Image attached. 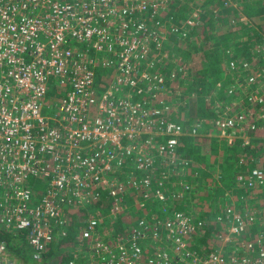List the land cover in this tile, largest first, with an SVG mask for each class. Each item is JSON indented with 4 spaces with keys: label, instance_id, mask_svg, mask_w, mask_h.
<instances>
[{
    "label": "built area",
    "instance_id": "1",
    "mask_svg": "<svg viewBox=\"0 0 264 264\" xmlns=\"http://www.w3.org/2000/svg\"><path fill=\"white\" fill-rule=\"evenodd\" d=\"M194 4L0 0V229L14 237L24 232L33 262L54 246L69 252L68 264H264L263 208L254 201L237 208L218 198L208 207L219 211L204 221L175 207L199 189L201 177L177 152L184 132H200L201 119L187 115L184 125L171 120L181 105L172 102L173 94L188 110L198 101L186 89L180 96L175 84L186 80L176 50L198 25ZM177 5L188 8L182 23L168 17ZM256 49L264 54V42ZM101 55L114 68L96 78L89 67ZM242 81L255 82L244 70L233 84ZM235 89L215 90V103L214 92L205 94L204 103L213 107L203 119L214 122L220 139L246 145L264 113H251L248 95L229 98ZM263 178L251 170L249 187L259 188ZM214 179L222 188L221 177ZM34 184L46 192L33 193ZM92 186L106 191L108 211L90 209L99 201ZM62 201L82 214L76 229L72 212L60 210ZM121 213L122 229H110ZM209 222L225 233L206 234ZM203 243L209 253L201 258L194 247ZM21 259L0 242V264H26Z\"/></svg>",
    "mask_w": 264,
    "mask_h": 264
},
{
    "label": "trees",
    "instance_id": "2",
    "mask_svg": "<svg viewBox=\"0 0 264 264\" xmlns=\"http://www.w3.org/2000/svg\"><path fill=\"white\" fill-rule=\"evenodd\" d=\"M225 1L195 0L194 6L201 12V15L198 25L194 29L192 43L189 44V40H181L180 46L184 45V47L181 48L179 46L176 50V55L181 58L180 64L183 65L182 68L186 72L184 76V79H186L185 89L196 93L198 101L201 102L203 113H199V117L201 119L200 123H205L201 128V132L205 135L212 133L213 128L208 121L203 120L206 117L205 109L208 105L211 107L213 105L204 103L203 96L205 94L209 95L210 92H214L219 88L222 92H226V90L228 91L231 87L236 86L229 98L238 101L241 97L248 95L252 99L251 113L254 111L260 114L264 113V54L256 49L257 46L264 42V0H229L227 5L224 4ZM186 7L179 5L173 7L174 12L168 13V17L173 22L175 20V22L182 23L187 13L188 8ZM96 62L94 66L89 67L95 69L94 75L96 78H101L99 75H104L105 73L109 74V69L114 68L113 65H106L110 62L107 55H101L98 60L96 59ZM177 63H172L171 68L177 70ZM229 63L236 64L234 71H230L227 68ZM242 70L246 74L253 76L255 81L253 84L248 85L243 81L240 84H233V79ZM218 84L220 85L219 88L216 87ZM260 85L263 88L257 89ZM259 97L262 100L261 104H258ZM179 98L176 93L171 97L172 102L177 107L179 102L181 103L178 112L171 116V120L174 122H183L186 119L185 116L187 117L184 108H187L185 106H188V104L179 101ZM56 99L54 98L53 100ZM253 120L255 119L253 118ZM254 122L257 128L252 135L251 142L247 145L243 144L241 140L228 143L224 139L205 136L200 132L202 135L196 138L183 136L180 139L177 148L178 155L188 162L192 161L198 165H204L209 170L205 174L207 180L210 179L212 181L215 175H218L221 177V182L225 189L234 193H243L242 186L236 182V175L244 173L245 176H248L251 168L264 172V120H255ZM259 126L262 129H259ZM193 167L196 169L198 166L195 167L192 164L189 170L193 169ZM200 176L203 177L204 175L201 174ZM237 187H240V189H236ZM32 189L33 193L40 194L45 191L46 187L45 185L34 184ZM90 191L92 194L99 195L98 202L89 204L90 209L100 210L101 213L102 211H108L112 203L105 199L107 196L106 191L94 186L90 188ZM247 193H253V195L249 194L247 196H250V199L263 208L262 215H264V185L247 190ZM216 199L218 197L212 196L210 200L212 204ZM119 205L123 208V211L128 209L123 205V202H120ZM59 208L65 214L72 212L71 215H68L74 223L72 224V229H76L77 225L74 220L83 217L82 214L78 215L75 209L65 206L64 201L59 203ZM182 210L186 211L184 208ZM90 211L93 212V210ZM212 211L216 212L219 210L212 209ZM205 217L209 216L204 214L203 218ZM124 219L123 213H121L117 223L112 224L110 229L120 231ZM207 226L206 234L215 233L213 231L214 222L211 224L210 222L207 223ZM68 238L66 237L65 240ZM0 242L5 243L18 257L22 256L21 260L23 262L37 263L30 258L24 232L14 237L0 229ZM71 244L74 246L78 245L76 242ZM58 256L59 253L47 252L39 264H60L64 260L66 262L70 260V257H68L69 252H65L61 260Z\"/></svg>",
    "mask_w": 264,
    "mask_h": 264
},
{
    "label": "rangeland",
    "instance_id": "3",
    "mask_svg": "<svg viewBox=\"0 0 264 264\" xmlns=\"http://www.w3.org/2000/svg\"><path fill=\"white\" fill-rule=\"evenodd\" d=\"M253 30H255V29L253 28ZM189 42H190L189 44L192 43V38H191V41H189ZM180 47L183 48L184 45H181ZM113 77H114V73H112V74H110L108 76L109 80H112ZM184 82L186 83V80L185 81H177L175 83L176 84V88H178L180 90V92H179V95L180 96H183V95L186 94V92H185V86L183 84ZM216 93L217 92H214L215 96L212 97V102H214V103H215V100H216V97H217V94ZM219 93L220 92H218V95H219ZM220 95H222V92L220 93ZM205 96L206 95L203 96V100H205L204 99ZM210 97L211 96H208L207 99H210ZM217 102H219V101L217 100L216 103ZM191 109L192 110H188V108L185 109L186 114L189 117H191V118H193L194 116H198L199 117V115L201 113H203L202 105H201V102H199V101H197L195 104H192ZM189 117L187 118L185 116V118H187V119H189ZM207 119L210 120L211 122H213V120L215 121V117H208L207 116ZM203 120L206 121L205 119H203ZM177 124L184 125L185 122H177ZM191 124H194V123H191ZM210 124L212 125V123H210ZM204 125H205V123H202L200 126H204ZM190 126H192V125H190ZM213 126H214V122H213L212 127ZM193 128H195V126H193ZM260 129H262V128H260ZM201 130L202 129H200V132H201ZM200 132H197L195 135H192V133H191V131L189 129V132L188 133L187 132H184V136L196 138L198 136H201L202 134L205 135L204 133L201 132L202 133L201 134ZM211 132L212 133L206 134L205 136H210V137H215V138H219L220 139L221 132L219 131V129H216L215 126H214V128H212V131ZM251 140L252 139L250 137H248L247 140H246V145L249 144V142H251ZM232 142H234V141H232ZM243 144H245V143H243ZM190 162L193 164V166H195V167L198 166L196 169H198L199 175H201L203 173L205 174V170L206 171L208 170L202 164H199L198 165L196 163H193L192 161H190ZM242 162H243V160H242ZM251 170H253V168H251ZM259 171L263 172L262 170H259ZM189 173H190L189 170H185L184 171V174L185 175H187ZM263 174H264V172H263ZM205 176L204 177H199L200 183L197 184V186H198L199 189H197L195 193L190 194V196H188V199H187V201L185 203H178L177 205H175V207H179L178 208L179 210H181L182 208H184L186 210L185 211L186 213H192L194 216L197 215V216L201 217V219L204 221L205 218L208 219V220H211L210 219V215H211L212 211L209 212V207L208 206L211 205V201L210 200H211L212 196H215V197H218V198H225L226 201L223 202V203H224V206H228V207H231L232 205H234L236 207L237 206H240V204L242 205V202L244 200H247V201L249 200V201H251V203H254L252 199H250V198L248 199L247 198V197H250V196H247V195H249V194L253 195V193H247V190H250L252 188H256V186L249 187V185H248V183L251 181L250 180V173L248 174V176H245L244 173H242V174L239 173L238 175H236V182L242 186V189L244 191L243 193H240V192L234 193L233 191L231 192V191L225 189L223 187V185H222V188H219L218 186H215V179L212 180V181L210 179L207 180ZM238 177H240V181L237 180ZM263 185H264V178H263V184L260 185V187H262ZM236 189H240V187H237ZM255 205H257V204H255ZM237 208H240V207H237ZM206 211H207V213H206ZM204 214L207 215V216H209V217L203 218V215ZM215 214H216V212H213V216ZM213 231H215V233H211V235H212L213 238H215L216 236H219L220 234L225 233L224 230L221 228V226H218V225L214 227ZM209 240H211V239H209ZM77 244H80V241H77ZM174 247H173V249H174ZM70 248L73 249V250L76 249V248H73L72 245H70ZM194 250L199 253V255H200L201 258H203V255L204 254L209 253L207 251V245L204 244V243L203 244H196L195 247H194ZM167 251H169V250H167ZM185 252H186L185 250H181V252L179 253V255H182L183 256L185 254ZM201 252H203V253H201ZM26 264H31V263L30 262H27ZM36 264H39V262L36 263Z\"/></svg>",
    "mask_w": 264,
    "mask_h": 264
},
{
    "label": "crops",
    "instance_id": "4",
    "mask_svg": "<svg viewBox=\"0 0 264 264\" xmlns=\"http://www.w3.org/2000/svg\"><path fill=\"white\" fill-rule=\"evenodd\" d=\"M52 253V252H55V253H59V259L61 260V258L63 257V254H64V250L63 248H60V247H54V246H51L50 249L48 250V253ZM21 258H23L22 256H19ZM68 258V257H67ZM69 262V261H68ZM68 262H66L65 260L63 262H61L60 264H68Z\"/></svg>",
    "mask_w": 264,
    "mask_h": 264
}]
</instances>
